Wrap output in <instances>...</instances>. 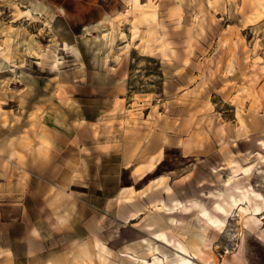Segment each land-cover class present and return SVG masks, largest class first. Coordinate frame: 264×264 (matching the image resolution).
<instances>
[{
    "label": "rangeland",
    "instance_id": "374dc122",
    "mask_svg": "<svg viewBox=\"0 0 264 264\" xmlns=\"http://www.w3.org/2000/svg\"><path fill=\"white\" fill-rule=\"evenodd\" d=\"M262 142L264 0H0V176L121 191L160 162L149 189L230 212L181 215V238L264 264V216L230 206L264 196Z\"/></svg>",
    "mask_w": 264,
    "mask_h": 264
},
{
    "label": "crops",
    "instance_id": "0c3cea01",
    "mask_svg": "<svg viewBox=\"0 0 264 264\" xmlns=\"http://www.w3.org/2000/svg\"><path fill=\"white\" fill-rule=\"evenodd\" d=\"M16 168L0 176V264H144L154 261L149 249L171 263L178 243L190 253L198 246L180 236L184 226L177 205L192 199L166 186L156 188L161 177L149 181V189L143 183L155 170L135 177L121 191L91 192L81 183L65 187L59 180L19 174ZM163 179L168 188L175 187L173 175ZM160 234L174 244L157 238Z\"/></svg>",
    "mask_w": 264,
    "mask_h": 264
},
{
    "label": "bare ground",
    "instance_id": "6f19581e",
    "mask_svg": "<svg viewBox=\"0 0 264 264\" xmlns=\"http://www.w3.org/2000/svg\"><path fill=\"white\" fill-rule=\"evenodd\" d=\"M264 147V142L260 143ZM156 165H152V170L156 169ZM241 197L236 199L235 197H230L231 207L236 210L235 213L241 219L244 214H251L252 219L256 222H260V217L264 216V196L260 193L254 191V189H247L245 191H240ZM222 193L220 192H210L205 194V197L211 200H215L214 211L216 215L211 214L208 211L206 203L200 200H191L178 204L179 211L182 215H191L193 213L199 215L201 222L208 228L214 231H221L227 224L228 216L230 214L226 208L219 203L222 198ZM263 219V218H262ZM179 223H182L181 221ZM157 238L164 240L166 244H174L169 241L166 234L157 235ZM244 243V240H242ZM178 251L176 260L169 263L167 257H159L157 254V249L150 250L152 256L154 257L153 262L145 261L144 264H196L200 262L201 264H242V250L243 246L240 247L238 253L232 255V259H224L222 262L217 263L214 258V243L210 239H205L202 246L192 247L193 253L189 252V249L178 243L175 245ZM126 256V254H124Z\"/></svg>",
    "mask_w": 264,
    "mask_h": 264
}]
</instances>
